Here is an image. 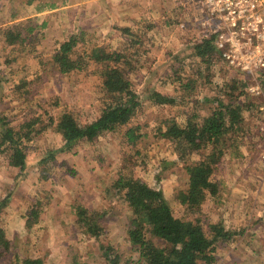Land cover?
<instances>
[{
	"label": "rangeland",
	"instance_id": "obj_1",
	"mask_svg": "<svg viewBox=\"0 0 264 264\" xmlns=\"http://www.w3.org/2000/svg\"><path fill=\"white\" fill-rule=\"evenodd\" d=\"M196 4V0H142L139 22L122 20L115 29L103 20L90 25L91 30L86 18L57 13L10 23L9 7L1 0L0 115L22 134L31 131V139L24 143L26 161L21 174L8 165V153L0 151V201L9 196L0 212V228L11 247L9 251L0 248V264H15V255L41 258L44 264H108L101 250L107 246L120 262L136 264L138 255L127 242L131 212L112 188L120 174L161 190L175 218L199 220L208 236L209 226L215 224L233 232L229 243L216 245L212 264H264V164L254 110L256 104H264V95L247 94L246 87L233 80L237 72L227 70L214 55L207 59L195 56L200 36ZM37 20L46 26L35 28ZM150 25L153 32H145ZM119 28L133 32L121 33ZM9 30L19 36L11 46L4 41ZM72 35L77 40L73 58L86 59L96 48L126 56L130 63L125 66L126 77L139 107L128 125L104 133L93 143L82 141L70 153L57 154L54 162L41 164L49 152L62 146L55 126L63 113L85 126L99 117L107 101L101 77L104 65L88 61L83 70L66 75L53 66V55ZM168 37L171 47L165 40ZM151 52L157 54L155 62L146 54ZM230 88H235L232 96L236 97L227 96ZM155 93L172 103L157 104ZM219 102L248 106L241 112L242 129L230 139L212 176L217 194L206 197L198 209H188L173 198L187 189L185 168L199 157L180 159L161 134L169 120L181 126L200 122ZM129 128L140 134L133 146L127 145L124 136ZM36 200L44 204L46 214L27 228V216ZM80 206L105 214L98 240L77 224L75 208ZM154 244L160 246L155 240Z\"/></svg>",
	"mask_w": 264,
	"mask_h": 264
},
{
	"label": "trees",
	"instance_id": "obj_2",
	"mask_svg": "<svg viewBox=\"0 0 264 264\" xmlns=\"http://www.w3.org/2000/svg\"><path fill=\"white\" fill-rule=\"evenodd\" d=\"M5 35L4 41L8 46L19 39V36H13L10 30ZM75 39L76 37L72 35L60 44L52 57L53 66L59 74L66 75L83 70L88 61L104 65L101 77L107 101L104 102L99 117L85 126L79 125L71 114L63 113L55 126V131L61 136L62 146L49 152L48 158L43 159L41 164L54 162L57 154L70 153L82 141L93 142L104 133L114 132L128 125L139 107L138 96L126 77L125 66L130 64L126 56L122 52H107L96 48L85 56L86 59L73 58L77 44ZM211 41V38L198 41L194 47L195 56L201 59L215 56ZM232 77L245 89L246 82H240L237 77ZM261 84L264 89V80ZM230 91L227 92V96L236 97L232 96L235 94V88H230ZM154 98L160 105L172 103L168 97L158 93L154 94ZM247 107L236 102L227 104L219 102L210 115L200 122L188 121L185 126L177 124L174 120L167 122L161 135L172 144L177 156L180 159L199 157L197 161H192L186 166L187 189L174 196V203L188 209H198L206 197L217 194V183L212 177L214 169L225 155L230 139L242 129L244 121L241 112ZM134 131L135 129L129 128L124 134L129 146L135 145L140 138V134H135ZM30 133L28 130L22 134L20 129L9 126L7 119L0 115V151L8 153V165L17 168L20 174L25 169L24 143L30 141ZM206 150L209 152L204 154ZM112 188L131 212L127 226V242L138 255L136 264H212L216 245L229 243L235 235L220 224H215L209 226L211 236H208L199 220L193 223L175 218L171 204L164 198L161 190L150 188L139 179L120 174ZM8 200L7 195L0 201V212L7 206ZM43 208L41 200H36L31 205L26 221L27 228L38 221L44 211ZM75 216L77 224L86 234L96 240L100 238L103 232L101 222L104 220V213L89 212L80 206L75 208ZM154 240L159 242L160 246L154 244ZM0 248L4 251L11 248L2 228ZM101 250L108 264H130L120 262L119 256L110 246L101 247ZM13 263L43 264L41 258L20 259L17 255L14 256Z\"/></svg>",
	"mask_w": 264,
	"mask_h": 264
},
{
	"label": "built area",
	"instance_id": "obj_3",
	"mask_svg": "<svg viewBox=\"0 0 264 264\" xmlns=\"http://www.w3.org/2000/svg\"><path fill=\"white\" fill-rule=\"evenodd\" d=\"M199 41L211 38L217 60L246 84L251 97L264 95V0H196ZM184 28V24H180ZM255 130L264 164V104H256Z\"/></svg>",
	"mask_w": 264,
	"mask_h": 264
},
{
	"label": "crops",
	"instance_id": "obj_4",
	"mask_svg": "<svg viewBox=\"0 0 264 264\" xmlns=\"http://www.w3.org/2000/svg\"><path fill=\"white\" fill-rule=\"evenodd\" d=\"M3 1H5L6 6L9 7L10 14L8 16L10 17V23L17 20V18L35 19V18H40L42 16L53 17L57 13L58 16L61 14L62 16L69 15V16H73L74 18H79V17L86 18L85 20L88 21L89 26L96 25L98 23L100 24L103 20H107L109 23L111 22V25H113L112 27L115 29H117L116 27H118V23L119 24L122 23V20L130 19V22H133V24L139 22L140 18L137 17V15H138L139 5L142 2V0H3ZM40 2H42V4ZM19 3L22 5H20ZM36 23L37 25L35 28L40 29L43 26L44 27L46 26L45 22L39 23V21L37 20ZM51 26L52 23L48 24L49 30ZM35 28L33 29L34 31L36 30ZM92 28L93 27H91V30ZM118 30L121 33L133 32L130 29L121 30L119 28ZM152 30H153V26L150 25L147 27L145 32L150 33ZM165 35L166 32H164V36ZM165 40L167 41L166 42L167 45L171 47L170 38L168 37ZM163 50H165L164 47ZM143 54L144 53H142V55ZM146 54L152 58V62L156 61L157 54L152 52L150 54L149 53ZM168 60L165 61V63H167ZM219 163L217 164V166L219 165ZM216 167L214 169L213 175L215 174ZM44 214L46 213L45 212L42 213L39 216L38 220H41L44 217Z\"/></svg>",
	"mask_w": 264,
	"mask_h": 264
}]
</instances>
